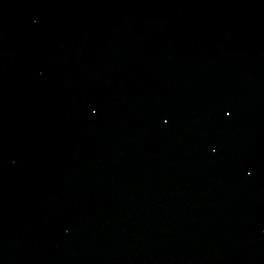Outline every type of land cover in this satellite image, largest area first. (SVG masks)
<instances>
[{"label":"water","instance_id":"water-1","mask_svg":"<svg viewBox=\"0 0 264 264\" xmlns=\"http://www.w3.org/2000/svg\"><path fill=\"white\" fill-rule=\"evenodd\" d=\"M0 264H264V0H0Z\"/></svg>","mask_w":264,"mask_h":264}]
</instances>
